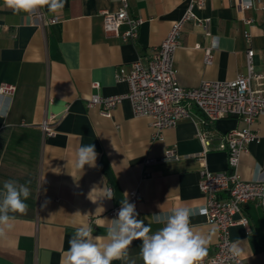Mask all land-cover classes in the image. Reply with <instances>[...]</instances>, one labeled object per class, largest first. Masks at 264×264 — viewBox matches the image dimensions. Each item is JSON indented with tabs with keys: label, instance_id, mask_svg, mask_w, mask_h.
<instances>
[{
	"label": "crops",
	"instance_id": "obj_1",
	"mask_svg": "<svg viewBox=\"0 0 264 264\" xmlns=\"http://www.w3.org/2000/svg\"><path fill=\"white\" fill-rule=\"evenodd\" d=\"M128 2L129 13L142 18L138 37L132 41L103 29L101 10H116L117 0H64L58 12L41 7L44 18L58 17L44 26L36 23L33 14H15L0 0V83L15 85L10 97L0 96V110L6 111L0 116V188L6 180L30 182L31 188L27 213L13 214L12 228L0 237V264H61L68 241L81 227H90L97 243H105L113 219L109 212L130 190L139 192L138 218L153 232L162 226L153 223L156 214L167 215L182 206L194 210L193 231L208 239L205 257L214 252L215 229L199 214L205 194L198 187L202 162L195 155L203 145L197 132L206 130L211 138L204 153L206 168L227 172V152L216 148L218 138L246 123L227 116L204 124L202 114L189 105L190 117L164 129L160 140L151 136L150 118L134 115L127 98L110 116L102 115L99 106L87 105L93 93L127 92V82L116 78L119 67L137 59L146 64L152 48L182 17L188 0ZM195 12L209 18V34L195 20L183 24L173 62L181 85L194 87L203 80H230L244 74L250 47L255 71L264 74V10L241 11L231 0H204ZM247 16L253 18L251 24L244 21ZM245 30L251 35L249 43ZM213 38L218 45L212 50V62L206 64L203 49ZM48 112L58 119L55 133L43 136L40 123ZM251 128L260 141L250 142L240 156L244 179L254 177L257 163L264 165V114ZM87 144L95 146L97 160L94 167L79 169L77 151ZM174 144L178 157L160 159ZM149 157L156 160L145 163ZM109 188L112 199L106 198ZM240 216L247 222L230 228L233 247L249 264L264 262V204L249 201L236 218ZM141 243L134 240L130 246L136 264H143Z\"/></svg>",
	"mask_w": 264,
	"mask_h": 264
},
{
	"label": "built area",
	"instance_id": "obj_2",
	"mask_svg": "<svg viewBox=\"0 0 264 264\" xmlns=\"http://www.w3.org/2000/svg\"><path fill=\"white\" fill-rule=\"evenodd\" d=\"M116 10H101L103 29L116 34L123 41L137 39L142 18L129 13L128 0H117ZM204 0H188L182 17L174 21L165 37L158 46L151 50L150 59L144 64L140 59L134 60L128 66H120L116 78L128 84L125 94L102 96L91 94L87 100L88 106H99L102 115L110 116L111 110L123 98L130 101L134 115L147 116L152 125L153 139H163V131L172 128L178 120L190 117L189 105H193L202 114V122L211 124L222 117L241 118L246 126L240 129H230L220 134L216 148L227 152V172H212L204 164V153L210 149L211 138L206 130L197 132L202 142V152L196 158L202 162L199 170L198 187L205 194V202L200 209H205L206 221L216 232L217 240L214 252L205 257L201 264H249L239 257L230 238V228L235 224H245V217L240 215L242 206L252 200L264 204V178L261 181L244 179L239 172L240 156L247 151L250 142H259L260 135L251 128L257 116L264 114V74L257 72L253 66V49L246 51V72L238 74L230 80H203L199 85L186 87L178 82L173 66L175 50L180 46L181 29L188 20L201 24L206 34H209V18H200L195 8L201 6ZM241 11L250 9L264 10L262 0H231ZM38 25L44 26L58 20L57 16L44 18L42 11L37 9L32 13ZM247 24L253 18H244ZM246 41L250 42V32L245 30ZM218 41L203 49V60L206 64L212 62V50ZM98 86L97 82L92 84ZM15 91V85L0 83V96L10 97ZM58 115L46 113L40 123L43 136L55 133L54 124ZM176 145L167 148L160 159L177 158ZM149 157L145 163L155 161ZM110 190V188L108 189ZM139 192L130 190L127 199L137 206ZM121 204L114 206L109 214L113 219ZM199 209V210H200ZM137 210V209H136ZM264 264V262L258 263Z\"/></svg>",
	"mask_w": 264,
	"mask_h": 264
},
{
	"label": "clouds",
	"instance_id": "obj_3",
	"mask_svg": "<svg viewBox=\"0 0 264 264\" xmlns=\"http://www.w3.org/2000/svg\"><path fill=\"white\" fill-rule=\"evenodd\" d=\"M4 5L15 14L30 16L37 9L47 6L49 11L58 12L64 7V0H4ZM6 111L0 110V116ZM98 153L93 144L82 145L77 151V167L95 166ZM264 178V165L256 164L254 179ZM30 182L21 184L15 180H6L0 188V237L12 228L16 213L24 215L29 205L26 201L31 195ZM114 194L109 190L106 198ZM95 202V201H93ZM161 208L162 205H157ZM197 213L189 207L182 206L170 214H156L153 223L162 225L155 232L150 224L138 218L136 205L126 198L121 201L117 217L111 220L107 228L106 242L98 244V237L92 234L90 227L77 228L68 241L69 248L62 257L61 264H136L130 258V246L134 240H140L139 257L143 264H201L207 255L208 239L195 231L191 225L192 216ZM205 215V209L199 210Z\"/></svg>",
	"mask_w": 264,
	"mask_h": 264
}]
</instances>
